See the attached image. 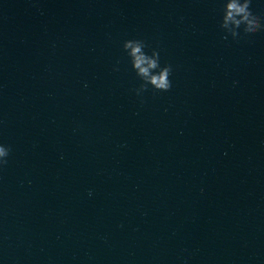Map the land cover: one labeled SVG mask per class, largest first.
I'll list each match as a JSON object with an SVG mask.
<instances>
[{
    "label": "water",
    "instance_id": "1",
    "mask_svg": "<svg viewBox=\"0 0 264 264\" xmlns=\"http://www.w3.org/2000/svg\"><path fill=\"white\" fill-rule=\"evenodd\" d=\"M222 16L0 0V264H264V28ZM127 39L171 65L168 91L137 93Z\"/></svg>",
    "mask_w": 264,
    "mask_h": 264
},
{
    "label": "clouds",
    "instance_id": "2",
    "mask_svg": "<svg viewBox=\"0 0 264 264\" xmlns=\"http://www.w3.org/2000/svg\"><path fill=\"white\" fill-rule=\"evenodd\" d=\"M251 0H223V16L221 27L234 38L239 35L238 29L243 26L245 33H256L264 28L260 17L251 7ZM226 38V37H225ZM146 44L141 39H127L123 48L130 58L133 69L143 83L136 89L137 93L147 90L148 86L159 91H168L172 87L169 76L172 72L171 65H160L159 52L153 49L151 54L144 51ZM10 146L0 144V167L8 163Z\"/></svg>",
    "mask_w": 264,
    "mask_h": 264
}]
</instances>
